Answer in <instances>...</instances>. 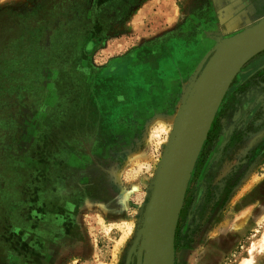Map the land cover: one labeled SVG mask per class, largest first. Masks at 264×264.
<instances>
[{
	"label": "rangeland",
	"instance_id": "374dc122",
	"mask_svg": "<svg viewBox=\"0 0 264 264\" xmlns=\"http://www.w3.org/2000/svg\"><path fill=\"white\" fill-rule=\"evenodd\" d=\"M128 1L50 0L40 83L6 85L0 264H144L153 194L199 76L264 17V0H155L144 12L148 0ZM160 119L174 120L169 131ZM135 152L145 159L131 163ZM263 233L264 49L240 67L203 139L172 264H264Z\"/></svg>",
	"mask_w": 264,
	"mask_h": 264
},
{
	"label": "water",
	"instance_id": "95a60500",
	"mask_svg": "<svg viewBox=\"0 0 264 264\" xmlns=\"http://www.w3.org/2000/svg\"><path fill=\"white\" fill-rule=\"evenodd\" d=\"M264 49V18L226 41L199 76L176 126L152 198L153 215L144 264H172L177 217L190 173L213 116L240 67Z\"/></svg>",
	"mask_w": 264,
	"mask_h": 264
},
{
	"label": "trees",
	"instance_id": "16d2710c",
	"mask_svg": "<svg viewBox=\"0 0 264 264\" xmlns=\"http://www.w3.org/2000/svg\"><path fill=\"white\" fill-rule=\"evenodd\" d=\"M141 1L129 0L128 5L135 7ZM55 14L50 0L22 11L0 9V98L8 92L6 85L24 88L40 83V72L50 61L40 43Z\"/></svg>",
	"mask_w": 264,
	"mask_h": 264
},
{
	"label": "bare ground",
	"instance_id": "6f19581e",
	"mask_svg": "<svg viewBox=\"0 0 264 264\" xmlns=\"http://www.w3.org/2000/svg\"><path fill=\"white\" fill-rule=\"evenodd\" d=\"M264 17H262L261 19H259L256 23H258L259 21H261L262 19H263ZM256 23H254V24H256ZM254 24H252V25H254ZM252 25H250V26H252ZM229 39V38H228ZM226 40V39H225ZM174 115V114H173ZM172 117V116H171ZM154 118V117H153ZM155 118H157V117H155ZM160 118V117H159ZM175 119V118H174ZM168 119H166V121H167ZM170 120V119H169ZM174 121V120H173ZM172 120H170L169 122H165L164 120H156V123H157V125L158 126H160V128H162L163 130H165V131H169L170 130V124L173 122ZM153 122V121H152ZM129 161L132 163L133 161H135V160H138V159H145L144 158V155L143 154H140V153H137V152H135L134 154H132V155H129ZM145 183V182H144ZM260 247H262V249H264V233H263V235H262V237H261V246ZM142 264V263H141ZM240 264H252V259H244V260H242L241 261V263Z\"/></svg>",
	"mask_w": 264,
	"mask_h": 264
},
{
	"label": "crops",
	"instance_id": "0c3cea01",
	"mask_svg": "<svg viewBox=\"0 0 264 264\" xmlns=\"http://www.w3.org/2000/svg\"><path fill=\"white\" fill-rule=\"evenodd\" d=\"M19 0H0V8L2 7H6V6H9V7H12V6H15L17 4ZM21 1V0H20ZM149 2H155V0H148L144 6L142 8H139V9H142L140 10V12H144L148 10V8L150 7V3ZM148 6V7H147Z\"/></svg>",
	"mask_w": 264,
	"mask_h": 264
}]
</instances>
